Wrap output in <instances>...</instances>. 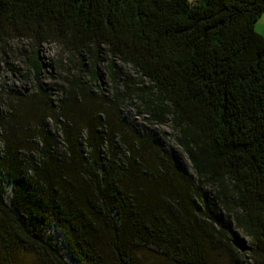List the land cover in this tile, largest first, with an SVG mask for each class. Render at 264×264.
I'll return each instance as SVG.
<instances>
[{
  "label": "trees",
  "instance_id": "obj_1",
  "mask_svg": "<svg viewBox=\"0 0 264 264\" xmlns=\"http://www.w3.org/2000/svg\"><path fill=\"white\" fill-rule=\"evenodd\" d=\"M263 14L264 0H0V51L27 41L14 51L35 80L31 93L0 92L11 185L10 200L0 185V264L14 247L40 264H142L143 251L206 264L208 246L224 264H264ZM47 43L61 57L54 98L41 77ZM118 63L135 76L123 80ZM135 98L139 116L172 127L195 175L123 116Z\"/></svg>",
  "mask_w": 264,
  "mask_h": 264
},
{
  "label": "rangeland",
  "instance_id": "obj_2",
  "mask_svg": "<svg viewBox=\"0 0 264 264\" xmlns=\"http://www.w3.org/2000/svg\"><path fill=\"white\" fill-rule=\"evenodd\" d=\"M194 1V0H193ZM256 29L258 32L264 35V14L259 18L256 23ZM24 49L29 50V45L27 41L23 42H13V49ZM10 53H3L0 51V92H2L3 86H6V89L12 92H26L31 93L34 88V76L33 71L27 64L26 58L21 56L18 51ZM38 53L40 55V60L43 63L45 69L42 72L41 77L43 84L46 87V90L51 93V96L57 97L61 93L60 87L62 86L60 81L51 79V74L56 70L59 71V47L53 43H47L38 48ZM121 68L122 79L124 80L127 75L135 76V71L127 65L117 64ZM100 88H103L106 92L111 88V74L107 66L103 67L102 70V79L99 82ZM5 96L7 94L0 93V110L5 111L4 103ZM140 104L138 99H134L132 103H126V106L123 109V116L126 117L129 122L133 123L134 129L138 131L139 135H145L150 133L153 137L155 143L161 146L162 151L168 152L173 149L178 158L179 165L189 172V174L195 175L192 167L191 160L188 158L187 154L182 152V148L176 144L174 138L172 137V127L170 125H158L155 122L148 121L144 117L139 116L137 113V106ZM0 185L4 188L6 195L9 196L8 189L11 186L10 182L5 181L3 173L0 172ZM207 193L208 201L211 204L214 199V191L209 187L204 188ZM12 195V193H11ZM238 241L241 242V245L238 246L239 255L242 258V262H245L247 257V247L249 245V240L244 236V234L236 230ZM48 234L52 235L56 242H59L58 234L59 231L56 228L49 229ZM62 250L67 256L68 250L59 242ZM209 258H206V264H224L228 259L225 251H216L208 246ZM216 253V254H215ZM215 254L216 256H211ZM142 264H173L167 259L156 254L155 251H143L141 252ZM4 259L6 264H40L39 257L36 253L25 250L21 247H14L9 253H4ZM244 259V260H243Z\"/></svg>",
  "mask_w": 264,
  "mask_h": 264
},
{
  "label": "bare ground",
  "instance_id": "obj_3",
  "mask_svg": "<svg viewBox=\"0 0 264 264\" xmlns=\"http://www.w3.org/2000/svg\"><path fill=\"white\" fill-rule=\"evenodd\" d=\"M9 190H10V187H9ZM7 198L10 200V196L7 195ZM57 236H58V238L62 239L63 245L65 246V248L68 249L67 244L63 240V235L61 233H59ZM67 259L70 260L71 262H76V260L73 258V255L71 254V252L67 253Z\"/></svg>",
  "mask_w": 264,
  "mask_h": 264
}]
</instances>
